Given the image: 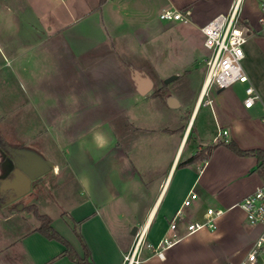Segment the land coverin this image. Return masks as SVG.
<instances>
[{"label":"crops","instance_id":"obj_1","mask_svg":"<svg viewBox=\"0 0 264 264\" xmlns=\"http://www.w3.org/2000/svg\"><path fill=\"white\" fill-rule=\"evenodd\" d=\"M234 1L104 0V37L105 42H110L106 55L113 57L119 51L114 36H122L125 50L137 52L144 45L141 37L153 39L161 30L180 23L158 22L154 12L160 14L166 8L190 9L191 22L202 32L203 25L227 12ZM245 2L242 17L250 27L245 47L250 73L246 72L261 97L250 108L244 104L245 85L241 83L223 89L212 104H200L206 65L190 95L178 87H169L163 79V85L157 86L149 73L132 66L129 59H110L109 65L119 67L121 77L107 81L94 76L64 79L66 91L57 93L56 105L47 101L43 87L34 85L39 83L37 73L26 70L25 91L30 103L32 100L36 103L38 112L61 116L53 123V129L60 132L58 146L78 147L73 158L63 152L60 159H52L59 167L62 163L66 165V177L61 172L56 175L58 179L71 178L75 189L72 200L61 211L48 214L54 229L71 243L80 258L85 257L87 246L95 264H124V255L134 240L135 226L148 222V239L158 243L170 233L174 217L178 220V232L184 237L166 250L163 259L145 249L143 264H238L246 255L259 227L257 232L254 229L247 234L244 245L240 246L235 232L231 233L240 228L233 220V211L240 208L243 198L264 184V155H239L219 143L234 140L244 150L264 152V23L260 21L258 1ZM202 35L204 45L203 32ZM189 61L178 65L186 66ZM80 65L77 60L76 66L80 68ZM82 65L91 68L94 63L85 60ZM135 71L154 82L146 94ZM172 74L175 72L165 73L163 77ZM186 77L193 81L190 75ZM102 83L105 85L101 86ZM160 87L161 95L154 94ZM99 100L105 102L103 108L96 109ZM70 115L107 118L99 121L92 118L87 126L88 141H74L76 137L72 134L80 129L74 124L80 122L75 118L77 122L74 119L73 125L66 123L65 116ZM114 116H120V124H116ZM86 121L89 120L85 118L83 122ZM224 130H228L227 135L222 134ZM217 143L209 159L187 162L206 146ZM249 173H253L252 181L237 193L223 189L226 176L237 178ZM191 191L197 192L198 199L192 206H183ZM204 207L224 210L216 229H201L187 235V223L203 219ZM17 243L27 264H83L65 253L66 246L61 241L48 238L37 228L24 233Z\"/></svg>","mask_w":264,"mask_h":264},{"label":"rangeland","instance_id":"obj_2","mask_svg":"<svg viewBox=\"0 0 264 264\" xmlns=\"http://www.w3.org/2000/svg\"><path fill=\"white\" fill-rule=\"evenodd\" d=\"M101 5L100 0H0V148L6 152L8 149L32 152L52 162L49 172L33 181L30 193L7 204L9 195L4 192L10 189L9 176L2 178L6 171V160L0 152V264H27L23 251L17 249L18 240L24 233L40 225L38 214L50 216L48 213L61 211L65 203L72 200L75 189L71 178L58 179L56 175L61 172L66 177V165L62 163L59 167L52 159H60L63 152L70 153L73 158L78 147L75 145L69 149L58 146L60 132L53 129V123L61 116L38 112L36 103L33 100L30 103L25 91L28 85L25 81L27 69L37 73L39 83L34 85L43 87L45 98L54 105L59 103L55 99L57 93L66 91L67 85L62 83L64 79L73 81L78 76L82 80L94 76L107 81L112 77H121L120 68L109 65L110 59H129L132 66L149 73L157 86L163 85L162 79L165 81L167 78L163 77L165 73L175 72L181 76L167 85L178 87L179 91L190 95L205 72L203 35L194 22H180L174 28L161 30L162 33L153 39L141 37L144 45L137 52L125 50L121 44L122 36H114L119 46V54L115 55L118 57L106 55L110 42H105V13L104 5ZM153 15L158 22H163L159 19V13L154 12ZM77 60L80 68L76 66ZM85 60H91L93 67H83ZM187 60H190L188 65H178ZM242 63L250 73L249 59L245 57ZM187 75L192 77V82ZM222 92L213 86L209 90L212 99ZM100 102H97L99 105L96 109L103 108L105 101ZM65 117L66 123L74 124L75 116ZM94 117L97 121L107 118L77 116L80 124L75 119L74 126L78 125L80 129L72 134L76 137L74 141H88L87 126ZM85 118L89 121L83 122ZM114 118L116 124L121 123L120 116ZM252 174L237 178L226 176L223 189L237 193L252 181ZM63 191L66 192L64 195ZM19 204H22L21 209L17 208ZM240 208L234 209L233 220L243 229H234L231 233L235 232L236 243L243 246L246 235L254 229L257 232L258 226L250 224Z\"/></svg>","mask_w":264,"mask_h":264},{"label":"built area","instance_id":"obj_3","mask_svg":"<svg viewBox=\"0 0 264 264\" xmlns=\"http://www.w3.org/2000/svg\"><path fill=\"white\" fill-rule=\"evenodd\" d=\"M257 1L262 13L260 21L264 23V0ZM243 2L244 0H235L227 12L218 14L201 28L207 57L206 75L199 96L200 104H212L213 99L209 94L212 86L221 90L237 83L245 85L244 104L246 107H252L261 99L259 92L250 82L242 63L246 55L244 46L250 35V27L242 17ZM191 16L190 9L166 8L159 14L163 21L182 23H190ZM222 134L227 135L228 130L222 131ZM196 199H198L197 192L191 191L184 199L183 206H192ZM239 206L244 211L247 221L259 227V232L246 255L238 264H264V184L243 198L239 202ZM202 212L203 219L187 223V235L201 229H216L217 220L224 210L204 207ZM148 230V222L137 228L133 243L124 255V264H143L145 249H149L154 256L163 259L166 250L184 237L178 232L177 217H174L170 222V233L166 234L158 243L149 241Z\"/></svg>","mask_w":264,"mask_h":264},{"label":"water","instance_id":"obj_4","mask_svg":"<svg viewBox=\"0 0 264 264\" xmlns=\"http://www.w3.org/2000/svg\"><path fill=\"white\" fill-rule=\"evenodd\" d=\"M138 82L142 86L143 93L149 92L154 85L150 77H142L138 73ZM179 74L175 73L165 79V83L176 79ZM223 90V89H221ZM0 152L5 158L6 171L2 178L9 176L10 195L8 203L14 202L16 199L30 193L33 186V181L49 172L52 167L51 161H45L40 155L35 153L20 152L16 157L9 155L4 149L0 148ZM22 204L17 206L21 209ZM137 226L134 227L133 233L137 231Z\"/></svg>","mask_w":264,"mask_h":264},{"label":"trees","instance_id":"obj_5","mask_svg":"<svg viewBox=\"0 0 264 264\" xmlns=\"http://www.w3.org/2000/svg\"><path fill=\"white\" fill-rule=\"evenodd\" d=\"M103 2H104V0H100V4H102ZM162 91H163V88H161V87L156 88L154 90V94L161 95ZM219 143L226 144L235 153H237L239 155H258V156L264 155V152L262 150H259V149L244 150V149L240 148V146L234 140L223 141V142H219ZM219 143L206 146L202 151L196 153L189 160H187V162L190 163V162L197 160V159H200V158L209 159L212 156L214 149L216 148V146ZM35 212H36V210H35ZM38 217L41 220V223L37 227V230L40 231L41 233H43L48 238L57 239V240L61 241L66 246L65 253L71 259H73L79 263H83V264H95L92 260L91 253H90L89 249L87 248V246H85V257L80 258L77 255L74 248L72 247L71 243L67 239H65L59 232H57L54 229V227L52 226V218L50 216L44 215V214H38Z\"/></svg>","mask_w":264,"mask_h":264},{"label":"flooded vegetation","instance_id":"obj_6","mask_svg":"<svg viewBox=\"0 0 264 264\" xmlns=\"http://www.w3.org/2000/svg\"><path fill=\"white\" fill-rule=\"evenodd\" d=\"M9 155H11L12 157H16L17 155H19V151H14V150H10L8 149V152H7ZM10 176V175H9ZM5 195H10V189L6 192H4Z\"/></svg>","mask_w":264,"mask_h":264}]
</instances>
